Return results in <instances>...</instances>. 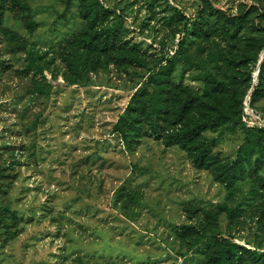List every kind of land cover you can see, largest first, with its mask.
<instances>
[{"label": "rangeland", "instance_id": "374dc122", "mask_svg": "<svg viewBox=\"0 0 264 264\" xmlns=\"http://www.w3.org/2000/svg\"><path fill=\"white\" fill-rule=\"evenodd\" d=\"M22 1L28 17L0 0V202L16 212L19 230L11 237L0 229V264H205L214 239L192 247L205 232L264 252V152L231 188L180 146L157 139L148 112L131 150L114 131L167 60L175 61L171 79L181 95L225 79L237 39L264 42V0H101L115 12L101 27L118 26L124 49L109 56H84L91 28L81 0ZM207 1L247 14L238 38L230 39L222 20L202 19ZM195 22L212 37L189 31ZM133 52L142 64L128 61ZM251 67L236 69L242 96L251 88L249 100L258 85ZM38 84L51 96H33ZM255 107L264 118L263 91ZM260 128L242 117L204 136L230 162L248 130ZM160 131L166 138L169 125Z\"/></svg>", "mask_w": 264, "mask_h": 264}, {"label": "trees", "instance_id": "16d2710c", "mask_svg": "<svg viewBox=\"0 0 264 264\" xmlns=\"http://www.w3.org/2000/svg\"><path fill=\"white\" fill-rule=\"evenodd\" d=\"M83 3L82 15L89 21L91 31L88 32L84 41V56L90 51L104 52L106 56L113 55L117 51H123L119 45V27L113 26L106 29L101 27V22L114 10L103 5L101 0H81ZM10 9L23 11L29 16V8L22 0H7ZM202 19L208 15L222 20L223 28L230 33V39H236L245 29L247 14H228L210 2H206L205 11L200 13ZM201 19V21H202ZM258 32L262 31L257 28ZM3 30L2 16L0 13V31ZM195 35L204 34L206 38L212 37L209 26L202 22H195L189 29ZM238 58L234 55L226 58L234 68L227 71L225 79L210 78L211 88H206L202 94H192L189 91L181 95L178 85L172 82L175 71V61L167 60L165 65L160 64L152 70L146 88L133 96L131 103L117 121L114 131L119 133L128 149L139 144L143 137V126L141 113L148 112L149 125L157 139L164 140L167 147L180 146L188 153L194 164L200 169L213 170L218 178L228 187H234L237 181L244 179L249 166L252 165L253 157L264 152V128L248 130L245 142L238 149L235 160L224 162L221 157L214 154V142L205 138L208 131L216 132L220 128L231 125L237 126L242 117L249 120L254 118L256 123H264V118L259 115L255 107L256 99L260 92H264V42L258 40H245L242 43L237 39ZM123 45V44H122ZM236 45L234 48H236ZM124 47V45H123ZM127 49V47H124ZM256 51V53H255ZM128 61L142 64L136 52L129 54ZM216 62L223 60L221 51L213 56ZM240 58V59H239ZM252 62L251 73H258L257 83L250 100L247 98L251 88L243 97L238 83L237 70L246 67ZM31 60L30 66H34ZM237 69V70H236ZM179 90V91H178ZM32 94L35 97L44 95L50 97L52 89L45 84L34 86ZM246 99V100H245ZM248 107L256 116H252ZM165 123L169 125L170 133L164 138L160 127ZM18 215L10 204L0 202V229L5 230L7 235L13 237L18 233L15 231ZM190 229H188L189 231ZM203 235V234H202ZM208 238L214 239V249L208 253L205 264H264V252L252 251L230 240L221 238L217 234L204 233L197 238L192 247H199Z\"/></svg>", "mask_w": 264, "mask_h": 264}, {"label": "built area", "instance_id": "2783aa9c", "mask_svg": "<svg viewBox=\"0 0 264 264\" xmlns=\"http://www.w3.org/2000/svg\"><path fill=\"white\" fill-rule=\"evenodd\" d=\"M248 111H249V113L252 115V116H256V114L254 115L253 113H255L252 109H250L249 107H248Z\"/></svg>", "mask_w": 264, "mask_h": 264}, {"label": "water", "instance_id": "95a60500", "mask_svg": "<svg viewBox=\"0 0 264 264\" xmlns=\"http://www.w3.org/2000/svg\"><path fill=\"white\" fill-rule=\"evenodd\" d=\"M258 73H259V71H258ZM258 73H257V76H258Z\"/></svg>", "mask_w": 264, "mask_h": 264}]
</instances>
